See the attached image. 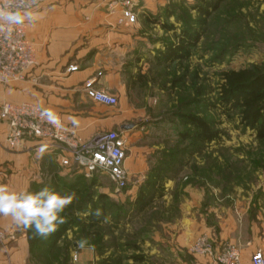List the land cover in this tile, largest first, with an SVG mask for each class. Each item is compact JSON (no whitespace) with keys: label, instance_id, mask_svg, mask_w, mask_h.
Masks as SVG:
<instances>
[{"label":"rangeland","instance_id":"374dc122","mask_svg":"<svg viewBox=\"0 0 264 264\" xmlns=\"http://www.w3.org/2000/svg\"><path fill=\"white\" fill-rule=\"evenodd\" d=\"M164 2L154 14L146 12L145 20L171 26L169 31L162 29V36L156 39L176 46L182 30L198 28L191 11L197 0ZM120 9L123 20L124 11ZM136 21L135 16L132 24L123 20L122 27L128 28ZM200 33L196 45L186 48L187 58L160 63L156 52L153 60L150 56L147 59L146 69L132 51L125 57L126 71L133 88L150 96L156 118H161L156 143L163 150L155 157L156 162H168L167 154L176 148L189 149L179 137L187 130L182 120L185 114L204 121L215 133L214 140L192 156H176L175 161L182 163L180 171L167 174L176 176L173 185H163L139 212L130 207V187L117 192L105 175L97 173L90 192L94 197L103 195L107 203L106 217L98 231L100 242L93 239V230L85 233L88 239L71 232L65 234L56 252L28 256V264H132L129 259L135 256L142 257L144 264H199L189 252L197 229L186 225V217L198 218L205 208L216 206L220 219L224 221L230 214L241 228L251 222L256 224L257 214L260 221L264 220V143L241 127L237 111L223 107L218 99L222 73L264 65V0H223ZM133 48H137L136 44ZM141 72L145 75L141 76ZM64 175L61 183L68 187L78 177L72 178L70 172ZM197 193L201 195L198 204L194 196ZM217 229L214 226L213 233ZM82 240L86 241L84 247L79 246ZM80 250H89L91 258L79 262L78 256L70 257L72 251L76 257Z\"/></svg>","mask_w":264,"mask_h":264},{"label":"crops","instance_id":"0c3cea01","mask_svg":"<svg viewBox=\"0 0 264 264\" xmlns=\"http://www.w3.org/2000/svg\"><path fill=\"white\" fill-rule=\"evenodd\" d=\"M164 1L132 0L137 21L124 28L121 9L114 4L115 0H46L32 12L36 19H25L26 38L36 50L34 67L24 82L0 85V105L36 103L71 127L79 141H88L107 131L122 135L127 141L124 168L130 179L127 194L132 201L138 188L144 185L153 184L159 189L163 185L172 186L176 176L167 174L180 171V167L156 162L155 157L163 150L156 143L161 118H156L150 96L133 88L125 61L133 51L138 63L147 69L149 56L153 60L156 52L164 50L165 44L156 39L162 36L163 24L153 19L146 21L144 16L146 12H157ZM135 44L137 48H133ZM69 67L76 70L68 72ZM89 81L96 90L116 97L117 105L108 108L90 101L84 92ZM5 135L6 125L0 121V185L11 191L34 192L63 179L67 172L72 178L81 176L61 167L38 143L10 147ZM157 169L164 172L156 176ZM153 194L152 199L157 193ZM194 196L198 204L201 195ZM218 213V207L210 206L198 218L191 215L185 218L188 227L197 229L192 242L207 234L216 250L230 243L239 249L242 264H249L256 251L264 255V220L260 221V214L255 217L256 224L251 222L241 228L242 225H235L232 215L227 214L223 221ZM214 226L218 228L216 233ZM90 255L89 250H80L76 257L72 251L70 257L78 256L79 262H86ZM28 256L26 229L17 227L10 216L0 217V264H28ZM198 262L207 264L202 259Z\"/></svg>","mask_w":264,"mask_h":264},{"label":"built area","instance_id":"2783aa9c","mask_svg":"<svg viewBox=\"0 0 264 264\" xmlns=\"http://www.w3.org/2000/svg\"><path fill=\"white\" fill-rule=\"evenodd\" d=\"M45 1L0 0V7L23 15L29 11L32 13ZM132 3V0L114 2L123 9V20L128 24L134 22ZM0 27V85L24 82L36 60L35 47L26 38L25 20L19 24L0 22ZM75 70L76 67L68 68V72ZM84 92L94 104L108 108L117 105L116 97L96 90L91 81L84 85ZM0 121L6 125L8 146L36 142L63 168L79 172L86 179L97 173L103 174L117 192L129 187L130 179L124 168L127 141L118 132H102L88 141H79L71 127L65 126L60 118L36 103H3L0 105ZM189 252L207 264H242L238 248L225 245L216 250L207 234L198 236L190 245ZM249 264H264L262 252L253 253Z\"/></svg>","mask_w":264,"mask_h":264},{"label":"trees","instance_id":"16d2710c","mask_svg":"<svg viewBox=\"0 0 264 264\" xmlns=\"http://www.w3.org/2000/svg\"><path fill=\"white\" fill-rule=\"evenodd\" d=\"M223 0H197V3L191 6V11L196 16V23L198 28L191 30L184 29L177 37L179 45L176 46L168 44L162 52H158L157 61L166 63L168 61L174 62L175 60L187 58V47L196 45L200 38V30L205 25L212 13H214ZM164 31L172 29L171 26L162 25ZM222 84L220 86L218 99L223 107H228L231 110L237 111L239 115V122L242 128L252 131L257 141L264 143V65L251 66L246 69L238 71H228L221 74ZM187 130L180 133L181 140L187 143L186 148L189 149H175V152L167 154L168 162H164L166 166L171 168H178L182 165L180 161H175L176 156H192L197 153L200 148L214 140L215 133H213L207 124L202 121L198 116L192 114H185L182 116ZM168 169V167H166ZM165 168V169H166ZM166 169V170H167ZM169 170V169H168ZM167 170V171H168ZM165 171V173L167 172ZM156 176H159L162 169H157ZM75 183L68 188L61 180L52 182L49 186H42L35 190L39 191L47 187L49 190L57 192L61 195L67 194L64 191L75 193L76 198L72 204L69 205L61 214L65 218V223L58 225L57 230L46 239L37 238L31 230H26V238L28 243V253L30 258L37 257L41 252L51 254L49 252H56L58 245L64 239L67 232H72L73 235L83 236L88 239V234L93 230V239L100 242L98 231L100 224L106 217V197L97 195L94 197L90 192V188L96 182V175L92 176L89 182L81 175L76 177ZM63 182V181H62ZM80 182V183H79ZM88 184V185H87ZM159 187L153 184H148L140 187L137 192L136 198L130 203L131 209L135 212L143 210L150 204L153 198V193H158ZM100 211L98 217L95 213ZM85 215V217H81ZM95 242V243H96ZM43 252V253H44ZM66 256L69 253L66 251ZM132 264H144L142 257H130ZM102 264H119L116 261H106Z\"/></svg>","mask_w":264,"mask_h":264},{"label":"clouds","instance_id":"9594fccd","mask_svg":"<svg viewBox=\"0 0 264 264\" xmlns=\"http://www.w3.org/2000/svg\"><path fill=\"white\" fill-rule=\"evenodd\" d=\"M36 17L29 11L21 15L18 11H9L0 7V22L19 24ZM2 30V27H0ZM76 198L75 193L61 195L47 187L37 192H14L6 185H0V216H10L19 228L31 230L35 237L46 239L53 234L58 225L65 223L61 215ZM98 217L100 211L95 213ZM86 241H80L84 247Z\"/></svg>","mask_w":264,"mask_h":264}]
</instances>
